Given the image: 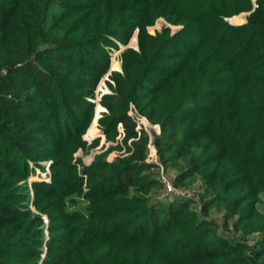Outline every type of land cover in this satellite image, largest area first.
Listing matches in <instances>:
<instances>
[{
    "label": "trees",
    "instance_id": "obj_1",
    "mask_svg": "<svg viewBox=\"0 0 264 264\" xmlns=\"http://www.w3.org/2000/svg\"><path fill=\"white\" fill-rule=\"evenodd\" d=\"M160 17L182 26L151 33ZM115 49L98 125L122 151L86 164ZM132 107L159 125L160 163ZM161 166L201 180V203L163 194ZM262 194L264 0H0V264H264Z\"/></svg>",
    "mask_w": 264,
    "mask_h": 264
},
{
    "label": "rangeland",
    "instance_id": "obj_2",
    "mask_svg": "<svg viewBox=\"0 0 264 264\" xmlns=\"http://www.w3.org/2000/svg\"><path fill=\"white\" fill-rule=\"evenodd\" d=\"M247 15L248 12H242L240 14H236L229 19V21L232 24H241L243 22L246 21L247 19ZM164 26H170L172 31L174 32L175 30L179 29L182 25L181 24H172L170 22H168L164 17H160L157 19L156 23L153 26L149 27V31L151 33H156L157 30H161ZM120 48H125V47H134V48H138L137 45V38H136V34H134V36L131 38V40L129 41V43L127 45H123V43H119ZM120 50L119 49H115L112 51L111 53V64H110V70L108 71V73L100 80V82L98 83L96 89H95V98L92 99L93 102H95L96 104V111H95V117L93 119V121L91 122L90 128H88L87 132L84 135V138L88 141V143H92L95 139L100 138V142L96 145H92L90 146V148L88 150H84V149H79L76 152V156H81L82 161L86 164H89L91 161H93L94 157L98 154H104V156L106 157V159L108 161H112L114 160L118 155H120L121 151L115 147L111 148V146H115L116 142H107L105 143L104 141V137L102 136L101 133V129L98 125V119L99 117L102 115L103 112L106 111V108L100 104V98L102 95L106 94V93H111V87L108 84L109 82H111L113 84V80L110 78V75L112 73V71H121V60H120ZM119 62V63H118ZM119 64V68H114V64ZM130 113L133 115V113H139L136 109H134L133 107L130 109ZM140 114V113H139ZM94 122H96V126ZM156 124H151L149 122V120L147 118L140 117L139 121H138V128H145L149 133H150V138L153 137V132H155L156 128H157V133L160 132V128L159 125ZM120 130H123L121 124H120ZM96 134V135H95ZM100 136V137H99ZM118 138H122L121 136H119ZM150 142V141H149ZM147 160L149 161H154L156 163H160V160L158 158L157 155V149L155 147V144L153 142H151V146L149 147V153L147 156ZM42 166H33V164H31L34 167V172H31L30 175L28 176V182L30 185V191L31 194L34 195L33 191V187L32 182L34 180H38L41 179L47 183H51L52 182V168H51V164H52V160L48 159V160H43L40 162ZM80 168V167H79ZM164 168L165 171L169 172L170 175H172L174 177V169L173 168H166V167H159V172L160 170ZM201 183L202 181L199 180L191 189L190 193H194V199L195 203H201L200 201V194L203 191V187H201ZM192 196V197H193ZM262 196V200L261 203L258 205V207L260 208V210L262 212H264V194L261 195ZM73 205H85V201L83 199H78V202L73 203ZM31 208L33 210H35V207L33 204H31ZM224 213L220 212L219 208H213L212 212H211V217L212 218H218L219 221H222L218 216H222ZM45 221L46 223H48V218L45 217ZM226 228V227H224ZM223 231V232H222ZM220 232L227 234L228 231H225L223 229H220ZM235 233V232H234ZM260 233L257 231L256 233H253L250 237H249V241L251 244H253L255 241L256 236H258V239H260ZM234 235V234H231ZM235 235L238 236V234L235 233Z\"/></svg>",
    "mask_w": 264,
    "mask_h": 264
},
{
    "label": "built area",
    "instance_id": "obj_3",
    "mask_svg": "<svg viewBox=\"0 0 264 264\" xmlns=\"http://www.w3.org/2000/svg\"><path fill=\"white\" fill-rule=\"evenodd\" d=\"M133 116L137 120V122L139 121L140 117H143L139 113H133ZM156 131H157V128H156ZM151 142H152V137L150 138L149 147L151 146ZM158 179L161 181L162 193L165 195H183V196H189V197H192L194 195V193L193 194L190 193L191 190L176 186V184L174 183V177L170 175L169 172L165 171L164 168L160 170Z\"/></svg>",
    "mask_w": 264,
    "mask_h": 264
},
{
    "label": "bare ground",
    "instance_id": "obj_4",
    "mask_svg": "<svg viewBox=\"0 0 264 264\" xmlns=\"http://www.w3.org/2000/svg\"><path fill=\"white\" fill-rule=\"evenodd\" d=\"M118 63H119V62H118ZM118 63H117V64H114V68L116 67V68L120 69ZM94 123H95V122H94Z\"/></svg>",
    "mask_w": 264,
    "mask_h": 264
},
{
    "label": "water",
    "instance_id": "obj_5",
    "mask_svg": "<svg viewBox=\"0 0 264 264\" xmlns=\"http://www.w3.org/2000/svg\"><path fill=\"white\" fill-rule=\"evenodd\" d=\"M137 45H138V42H137ZM9 67H6L5 70L7 71Z\"/></svg>",
    "mask_w": 264,
    "mask_h": 264
}]
</instances>
